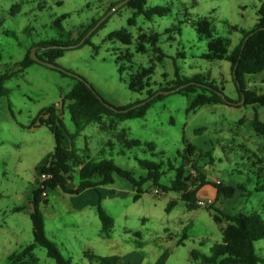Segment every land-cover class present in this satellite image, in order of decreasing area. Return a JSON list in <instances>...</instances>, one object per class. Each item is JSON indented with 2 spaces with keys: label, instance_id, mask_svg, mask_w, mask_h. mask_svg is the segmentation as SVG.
<instances>
[{
  "label": "rangeland",
  "instance_id": "obj_1",
  "mask_svg": "<svg viewBox=\"0 0 264 264\" xmlns=\"http://www.w3.org/2000/svg\"><path fill=\"white\" fill-rule=\"evenodd\" d=\"M119 2L0 0V75L18 71L20 66L16 63L29 52L36 48L37 54H40L41 42L58 38L62 31L54 24L57 18L65 15L61 21L64 38L76 40L92 20L104 17L109 6ZM262 2L148 0L149 7L167 6L170 12L164 16L155 15L150 20L139 15L132 26L128 20L134 10L124 5L97 30L90 43L67 50L57 62L80 74L115 108L144 102L147 92L131 90L128 81L140 67L151 66L155 70L148 89L156 90L176 79L177 66L184 76L207 74L228 97L238 100L230 63L205 58L209 39L198 34L197 23L206 18L211 20L215 36L228 38L229 49H233L241 41L242 34L231 30L230 25L252 28L258 21V9ZM17 3L21 4V10L13 11ZM122 28L133 34L131 45L107 38L110 33ZM170 28L174 29L167 32ZM141 33L159 34L158 45L165 54L161 60L159 53L151 47L145 53L137 51ZM129 56L133 62L128 61ZM118 58L120 63H117ZM120 65L128 68L122 75ZM247 82L249 88L264 92V72L248 75ZM75 83L74 78L41 63L17 72L6 82L9 93L0 99V264H8V254L13 248L8 242L11 237H18L24 247L33 241V225L28 210L37 187L38 165L50 160L54 152L55 137L50 129L31 125L34 122L38 124L37 118L43 109L56 105L61 111L63 108L61 116L67 132H75L68 102L62 103ZM194 97L193 93L165 94L152 101L144 117L119 121L104 116L99 122L88 124L77 138L78 152L82 157L89 155L93 160H98L100 155L112 158L120 167L131 170L137 178L147 174L139 160L154 161L161 166L160 185L145 182L138 200L134 199L136 190L133 185L127 179L116 176L115 183L110 187L128 190L131 195L114 197L115 193H112L107 199L108 213L114 218L115 226L110 233L113 246L108 250L102 249L104 256L111 252L128 254L141 247L144 264H157L165 251L170 253L166 264H196L191 258L192 249L209 252L214 243L222 240L221 226L213 218L214 211L207 207L212 205L227 213L258 212L264 217V189H255L264 186V134H258L253 128L255 113L264 121V106L207 104L188 112ZM120 133L129 139H139L144 144L127 148L120 140ZM66 140H69L67 134ZM148 142L154 143L156 149L150 150L145 145ZM188 144L195 145L196 152L186 159ZM193 164H197L209 181L234 187L233 196L218 194L210 184L208 187L214 194L208 197L199 195L196 202L198 208L190 209L180 193L162 191L160 186H170L176 170L181 166L192 178L194 187L199 173ZM79 168L77 163L72 171V183L75 185L80 182ZM41 181L40 174V184ZM238 184L242 185L244 192L237 187ZM155 188L162 189V193L155 194ZM202 199L209 200V204L199 205L198 201ZM173 200L175 205L167 210ZM16 206L25 209L14 212L18 208ZM137 232L140 236L136 235ZM46 235L50 238V233ZM58 246L63 251V247ZM255 247L257 254L264 258V239L257 241ZM35 252L38 264H56L44 247L38 246ZM72 256L73 264H85L83 261L91 264L75 252Z\"/></svg>",
  "mask_w": 264,
  "mask_h": 264
},
{
  "label": "trees",
  "instance_id": "obj_2",
  "mask_svg": "<svg viewBox=\"0 0 264 264\" xmlns=\"http://www.w3.org/2000/svg\"><path fill=\"white\" fill-rule=\"evenodd\" d=\"M122 1V0H120ZM117 3V2H116ZM116 3H112L104 15L110 11ZM148 0H129L127 6L134 10L133 16L129 18L128 24L130 26L136 24V18L143 15L146 19H152L153 16H164L170 12L167 6H153L149 7ZM21 4L17 3L13 6V11H20ZM258 22L252 28H240L230 25L231 30L239 31L242 34L241 41L232 50L229 49L230 40L222 36H215V29L211 20L203 19L197 23V31L201 37L209 39L208 53L205 58L213 60H226L231 65V70L234 76L236 90L239 94L238 100L228 97L217 85L214 84L207 74L196 73L191 76H184L181 74L179 67H175L176 79L168 81L169 84L164 85L156 90L148 89L151 76L155 70L153 66L149 68L140 67L137 72L130 75L128 86L131 90L136 92H147L145 103L131 108L135 104H129L120 108H115L104 100L93 86L87 82L80 74L74 70L60 66L57 60L64 56L65 52L72 48L80 47L84 44L90 43L91 38L100 29L109 17L81 44L80 42L89 33V31L101 19H94L85 28L84 31L79 33L76 40L64 38L63 27L61 24L65 15L57 18L54 24L62 31L58 38H53L40 43V54L44 60L55 63L60 66V69H55L64 76H70L76 80L72 89L64 96L62 103L68 102V110L71 119L75 125V132L68 133L64 127L62 119V111L56 105L46 107L39 113L37 118L38 124L35 122L31 125L36 127L39 125L47 126L55 137V147L51 160L42 169V173L50 175V178L42 182L33 193L31 200L32 212L31 221L33 225V241L24 247L19 253L11 254L8 257V264H37L39 258L35 253L38 246L44 247L47 254L52 258L56 264H73L72 259L63 255L58 244L47 237L45 231V215L43 207L47 206L49 200L44 196L46 189L54 190L61 188L67 193H81L87 188L100 186H107L115 183L116 176L127 179L136 190L134 199L138 200L142 195V185L145 182L152 181L156 186L160 185L162 176L160 164L150 160H139L140 165L147 170L145 176L137 178L131 170L120 167L112 158L101 157L98 160H93L89 155L83 157L78 152L77 138L82 134L86 126L93 122H99L104 116L114 117L119 121H124L131 118L144 117L151 103L156 98L165 96L164 91L173 93H193V98L188 112L207 105V104H227L230 106L240 107L241 105L248 104H261L264 106V92L251 89L248 87L247 76L257 75L264 72V2H262L258 10ZM174 28H170L167 32H171ZM109 40H119L125 45L133 43V34L127 29L122 28L113 31L107 37ZM137 51L145 53L150 50L159 53V60L165 54L161 47L158 45L159 34L148 35L141 33L138 37ZM76 47H69L76 45ZM150 46L148 47L147 45ZM132 56V55H131ZM129 62H133L130 56ZM39 63L33 60L30 52L23 60L16 63L20 66L18 71H7L0 75V99L9 93L6 82L11 79L17 72H23L31 65ZM120 63V58L117 59ZM51 68V67H50ZM127 67L119 66V71L122 75ZM244 96L245 101L240 104V100ZM137 102L136 104H138ZM141 103V102H140ZM129 109L128 111H123ZM119 110V111H118ZM30 126V127H31ZM253 128L258 134H264V121L259 118L258 113H255L253 120ZM63 133H66L71 140V147L66 148L62 138ZM120 140H123L125 147L132 148L134 146H141L144 143L139 139H129L124 133H120ZM145 145L150 150H155L156 145L148 142ZM185 158L188 159L190 155L196 152V146L188 144L185 148ZM80 164L78 175L80 182L76 188L69 187L70 182L74 176L72 174L73 168L76 164ZM174 168V167H172ZM193 168L199 173L198 179H195L194 187H192V178L186 174L184 166L176 170L175 178L172 179L170 186H160L164 192L169 190L180 193L182 199L188 202V208H198L196 205L198 193L201 188L207 184H211L217 189L218 194H223L226 197H232L235 193V188L232 186H224L221 183L209 181L207 176L200 171L197 164H193ZM192 187V188H191ZM237 187L242 191L245 190L241 184ZM256 190H263L264 186H257ZM244 192V191H243ZM246 196V195H244ZM175 205V201H171L167 210H170ZM24 207H18L15 211H21ZM208 210H213V218L215 222L221 226L222 240L214 243L209 252L201 249H192L191 258L196 264H258L264 262L256 252L255 243L264 239V217L258 213L246 214L244 212L227 213L222 209L216 208L211 205L207 207ZM98 214L101 220L103 236H109L115 226L114 218L103 208L101 204L98 206ZM224 224V225H223ZM140 235V233H136ZM183 237L180 243H183ZM170 256L169 251H165L157 260V264H166ZM87 257L91 264H118L120 257L118 255H100L93 251H86Z\"/></svg>",
  "mask_w": 264,
  "mask_h": 264
},
{
  "label": "crops",
  "instance_id": "obj_3",
  "mask_svg": "<svg viewBox=\"0 0 264 264\" xmlns=\"http://www.w3.org/2000/svg\"><path fill=\"white\" fill-rule=\"evenodd\" d=\"M62 138L64 141V146L66 148H70L71 140L70 138L69 140H66V133H63ZM50 160L48 159L46 162L38 165V176L36 178L37 187L40 184L39 180L42 169L49 163ZM112 185L113 184L100 186L98 188L90 187L85 189L81 193H67L61 188H56L54 190L48 191L46 198L49 200V203L47 206L43 207V212L45 215V231L46 233H50L49 237L51 238V240L55 241L58 245L60 244L63 247L62 252L65 253L64 255L66 257L71 258L72 261L73 252L77 253L78 257L85 258V260L87 261L89 259L85 257L86 251L90 250L100 255H104L102 254L104 251L102 249L108 250L113 246L114 242H111V236H103L101 234L102 224L98 214V206L99 204H101L103 208L107 212H109L106 202L107 199H110L112 193H115V195H113L114 197L128 196L131 195V193L128 190L124 189H113L112 187H110ZM208 185L210 184H207L201 188L200 192L198 193V197L199 195H206V197H208L210 194H214V191H211ZM77 186L78 185H75L74 183H72V181L69 184V187L71 188H76ZM52 197L56 200L54 201ZM30 205L31 208L28 210L29 215H31L32 212L31 200ZM186 205L188 207L187 201ZM8 242L11 243L13 247L9 252L8 257L12 253L21 250L25 246H23V244L20 242V239L15 236L11 237L10 241ZM141 252V247H139L138 249L134 248L128 254L111 252L109 255H118L120 257L118 264H144L145 257ZM83 262L85 264H88L85 261Z\"/></svg>",
  "mask_w": 264,
  "mask_h": 264
},
{
  "label": "water",
  "instance_id": "obj_4",
  "mask_svg": "<svg viewBox=\"0 0 264 264\" xmlns=\"http://www.w3.org/2000/svg\"><path fill=\"white\" fill-rule=\"evenodd\" d=\"M129 0H122L120 1L118 4H116L110 11L107 12V14L102 17L97 23L96 25L89 31V33L84 37V39L80 42L81 44L85 41V39L90 36L108 17H110L115 11H117L120 7L124 6L125 4L128 3ZM78 46V44L76 45H71L69 47H76ZM30 56L33 60L41 63V64H44L48 67H51V68H55V69H60L61 67L56 65L55 63H52V62H49L47 60H44L42 59L41 57H39V55L37 54V50L36 48L30 53ZM97 92V91H96ZM98 93V92H97ZM163 93L165 94H168L170 93V91H164ZM245 101V98L244 96L242 97V100L239 102L240 104H243ZM146 101L144 102H141V103H138V104H135L133 105L131 108H135L143 103H145ZM129 109H125L123 111H128ZM119 111V110H118Z\"/></svg>",
  "mask_w": 264,
  "mask_h": 264
},
{
  "label": "built area",
  "instance_id": "obj_5",
  "mask_svg": "<svg viewBox=\"0 0 264 264\" xmlns=\"http://www.w3.org/2000/svg\"><path fill=\"white\" fill-rule=\"evenodd\" d=\"M48 178H50V175L41 173V180H42L41 183L44 182ZM161 190L159 188H155L154 193L159 195L163 191V190L162 191ZM48 191H49V189H46V191L43 193L44 196H47ZM198 204L201 206H207L209 204V200H199Z\"/></svg>",
  "mask_w": 264,
  "mask_h": 264
}]
</instances>
